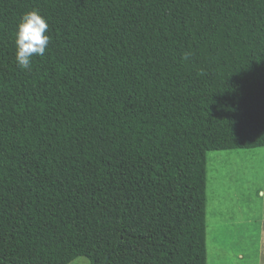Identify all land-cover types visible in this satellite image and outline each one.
I'll return each mask as SVG.
<instances>
[{"label": "trees", "instance_id": "16d2710c", "mask_svg": "<svg viewBox=\"0 0 264 264\" xmlns=\"http://www.w3.org/2000/svg\"><path fill=\"white\" fill-rule=\"evenodd\" d=\"M262 147L264 0H0V264H207L206 153Z\"/></svg>", "mask_w": 264, "mask_h": 264}, {"label": "rangeland", "instance_id": "374dc122", "mask_svg": "<svg viewBox=\"0 0 264 264\" xmlns=\"http://www.w3.org/2000/svg\"><path fill=\"white\" fill-rule=\"evenodd\" d=\"M206 249L207 264H264V147L206 153Z\"/></svg>", "mask_w": 264, "mask_h": 264}, {"label": "clouds", "instance_id": "9594fccd", "mask_svg": "<svg viewBox=\"0 0 264 264\" xmlns=\"http://www.w3.org/2000/svg\"><path fill=\"white\" fill-rule=\"evenodd\" d=\"M49 25L38 11L25 13L15 34V59L22 70H30L34 57L43 56L50 42Z\"/></svg>", "mask_w": 264, "mask_h": 264}, {"label": "crops", "instance_id": "0c3cea01", "mask_svg": "<svg viewBox=\"0 0 264 264\" xmlns=\"http://www.w3.org/2000/svg\"><path fill=\"white\" fill-rule=\"evenodd\" d=\"M259 192H260V191H259ZM259 192H258V193H259ZM239 256H241V255H239Z\"/></svg>", "mask_w": 264, "mask_h": 264}]
</instances>
